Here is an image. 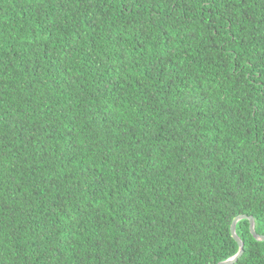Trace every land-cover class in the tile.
<instances>
[{
  "label": "trees",
  "instance_id": "trees-1",
  "mask_svg": "<svg viewBox=\"0 0 264 264\" xmlns=\"http://www.w3.org/2000/svg\"><path fill=\"white\" fill-rule=\"evenodd\" d=\"M244 214L264 235V0H0V264H217Z\"/></svg>",
  "mask_w": 264,
  "mask_h": 264
},
{
  "label": "water",
  "instance_id": "water-1",
  "mask_svg": "<svg viewBox=\"0 0 264 264\" xmlns=\"http://www.w3.org/2000/svg\"><path fill=\"white\" fill-rule=\"evenodd\" d=\"M245 218H248L249 221H250V232L254 236V238L257 239V240H260V241H264V235L258 234L256 232V230H255V220H254V217L247 216L245 214L244 215H239V216H237L233 220L232 225H231V234H232L233 238L236 240V242L238 243L239 250L232 257H230V258H228V259H226L224 261H221V262H219L217 264H233L243 254V252H244V242H243V240L239 237V235L236 232V225H237L238 221H240L241 219H245Z\"/></svg>",
  "mask_w": 264,
  "mask_h": 264
}]
</instances>
